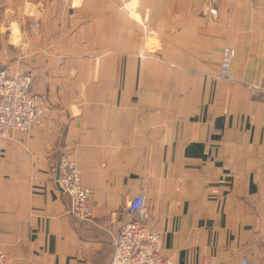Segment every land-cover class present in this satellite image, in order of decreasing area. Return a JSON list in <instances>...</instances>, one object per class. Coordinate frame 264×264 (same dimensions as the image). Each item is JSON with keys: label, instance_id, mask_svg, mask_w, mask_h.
<instances>
[{"label": "crops", "instance_id": "obj_1", "mask_svg": "<svg viewBox=\"0 0 264 264\" xmlns=\"http://www.w3.org/2000/svg\"><path fill=\"white\" fill-rule=\"evenodd\" d=\"M5 19L45 111L0 137L2 264H110L138 194L173 264H264V0H0ZM62 155L89 223L68 214Z\"/></svg>", "mask_w": 264, "mask_h": 264}, {"label": "built area", "instance_id": "obj_2", "mask_svg": "<svg viewBox=\"0 0 264 264\" xmlns=\"http://www.w3.org/2000/svg\"><path fill=\"white\" fill-rule=\"evenodd\" d=\"M29 28L34 35H38L40 24L33 21ZM234 58L235 50L225 47L218 66L219 81L233 82ZM44 111L42 99L33 92L30 75H13L7 69H0V137L5 138L14 132L26 133L40 125ZM56 173L57 186L69 200L68 214L83 223L91 222V192L82 186L81 172L76 163L62 155L58 159ZM125 212L130 220L123 224L113 240L110 264H173L161 255L160 235L145 226L147 205L143 194L127 202ZM111 221L110 217L105 224ZM2 261L0 256V264ZM241 264H245V260Z\"/></svg>", "mask_w": 264, "mask_h": 264}, {"label": "rangeland", "instance_id": "obj_3", "mask_svg": "<svg viewBox=\"0 0 264 264\" xmlns=\"http://www.w3.org/2000/svg\"><path fill=\"white\" fill-rule=\"evenodd\" d=\"M5 13L7 14L8 12L3 10V14ZM7 20L9 19H5L4 21H2V23L0 22V69L1 70L7 69L11 74L18 75V74H15L14 67H16L17 65V61H18L17 58L19 59L20 57H23V55L25 54V47L24 45H20L21 44L20 41L17 45H10V44H15V43H12L13 42L12 41V37H13L12 26H15V23H14V20L11 19L9 20L8 24H5L6 23L5 21ZM18 31L20 34L19 35V39H20L21 33H23L24 31L23 30H18ZM30 33L34 37H36V36H39L40 31L38 35H34L31 30H30ZM19 64L24 65V60H21Z\"/></svg>", "mask_w": 264, "mask_h": 264}]
</instances>
